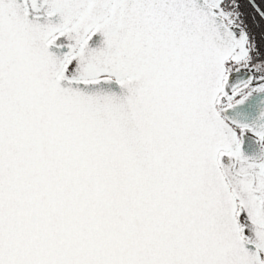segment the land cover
Wrapping results in <instances>:
<instances>
[{
	"label": "snow or ice",
	"instance_id": "snow-or-ice-1",
	"mask_svg": "<svg viewBox=\"0 0 264 264\" xmlns=\"http://www.w3.org/2000/svg\"><path fill=\"white\" fill-rule=\"evenodd\" d=\"M0 264H264V0H0Z\"/></svg>",
	"mask_w": 264,
	"mask_h": 264
}]
</instances>
